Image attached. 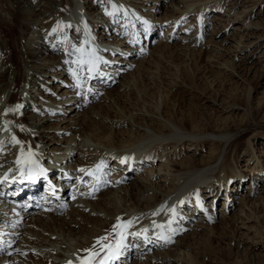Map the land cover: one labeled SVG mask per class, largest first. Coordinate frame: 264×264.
<instances>
[{"label":"bare ground","instance_id":"1","mask_svg":"<svg viewBox=\"0 0 264 264\" xmlns=\"http://www.w3.org/2000/svg\"><path fill=\"white\" fill-rule=\"evenodd\" d=\"M20 1L21 17L10 6L11 20L4 17L2 32H12L13 45L0 43V264H81L85 249L99 253L92 260L99 264L106 250L98 251L97 238L107 236L103 244L110 243L117 218L121 224L132 221L127 233L137 235H126V247L109 264H128L131 258V264H169L172 255L185 259L183 264H195L194 255L218 258L219 225L209 224L211 216H198L223 198L222 217L235 209L228 226L245 224L247 201L234 198L237 185L248 179L236 169L237 150L244 145L254 156L250 170L262 180L264 165L254 151L260 136L252 132L228 141V127L213 126L204 111L198 121L193 111L177 114L162 100L128 102L126 110L114 103L132 92L139 96L136 82L143 76L154 79L152 87L177 86L157 62L171 48L192 60L202 11L189 0L163 2L171 4L169 24L153 45L154 27L163 22L155 18L160 3L150 13L143 10L153 8L150 0ZM176 28L182 34L173 46ZM199 58L192 76H204L209 90L213 72ZM165 77L170 79L161 80ZM239 107L230 103L222 109L232 113ZM205 146L210 155H188V148ZM142 169L145 176L135 175ZM200 241L209 253L196 249ZM177 256L171 264H182Z\"/></svg>","mask_w":264,"mask_h":264},{"label":"rangeland","instance_id":"2","mask_svg":"<svg viewBox=\"0 0 264 264\" xmlns=\"http://www.w3.org/2000/svg\"><path fill=\"white\" fill-rule=\"evenodd\" d=\"M127 1H129L126 2L128 4L134 2L133 0ZM165 1L150 0L148 7L153 8L143 9L151 13L159 3L162 6L161 10L158 13L156 12L157 14L155 16V18L163 19V22L154 27V35L155 39H157L154 43H151L153 45L158 44L159 36L169 24L165 18L168 16V13H171V4L168 2V5H166L163 3ZM173 1L178 4L177 0ZM189 1L194 9L199 10L198 12L202 11L201 15L203 16V30L200 28L196 31L199 39L195 44V49L190 51L192 60L183 57L179 53L183 52L182 50L175 51L176 49L171 48L164 50L162 57L157 62L161 70L169 69L171 74H168V76L177 79V86H168L161 83V88L158 85L152 87V84L149 82L154 79L143 76L142 79L136 82L139 96L132 92L128 97H124V102L120 99H115L114 103H117L126 110L128 102L134 104L142 99L154 104L155 102L160 103L162 100L163 103L170 104H168L169 111L174 106L177 114L182 112L188 113L190 110L193 111L197 115L196 119L198 121L202 118L203 113L201 112L204 111L213 126L222 127V131H224V125L228 127V141L256 132L257 136L260 137H255L254 139V151L264 165V0ZM18 4L22 6L20 0H0V43L4 39L12 40L11 31L8 30V33L2 32L6 29L4 17L8 15L9 6L16 12L18 17H21V10L17 7ZM242 12L245 14L244 20H247V23H242ZM191 16H193L192 13L187 15L179 26L181 27L187 20L191 19ZM7 17L8 20H11L9 16ZM179 26L178 28H180ZM178 28H176L175 35L172 38L171 43L173 46L179 42L177 35L182 34ZM173 29H175V26ZM241 34L244 35L240 43L242 48L236 50L235 44L239 41L238 39H240ZM11 43L13 45V41ZM145 48H147V43ZM199 56L203 59L204 67L207 65L209 70L213 72L214 83L209 90L206 87V79H204V76L197 75V79L192 76V72L195 70L194 65L200 59ZM175 67L178 70L174 71ZM170 78L165 77L161 80L168 81ZM114 84L115 87L118 82ZM200 93L205 94V96H200ZM215 96L216 98H221L213 102ZM198 102L204 104L203 110L196 108ZM230 103H236L240 107L232 113L222 109ZM191 125L194 126V124ZM122 128H127V126ZM189 129L191 130L192 127ZM226 141L223 144L224 148H226ZM191 148L187 149L189 152L188 155L196 159H200L201 156L206 157L211 153L209 146L202 147L200 150L198 148ZM179 151L181 150L179 149ZM237 152L239 154V160L238 168L236 169L242 170L248 178L242 181L239 186L237 185L238 190L234 195L235 200L238 202L247 201V205H245L246 210L243 213L245 224L238 225V228L233 226L234 229L228 226L227 220L233 217L235 209H231L233 212L230 210L227 214V219L222 217L223 214L219 210L222 208L221 202L223 198H220L212 209L211 207L207 208L208 212L201 211L198 220H205L206 217L211 216L212 220H209V224L217 223L219 225L217 228L219 229L218 232L221 241L214 243L218 247L214 250L217 251L218 258L212 257L211 255L204 258L199 255H194L191 257L195 264H198L200 260H204L203 264H264V238L260 235L264 234V185H261L264 184V175H262V180H259V177L257 178L256 175H253L255 171L250 170V168L254 167L255 161L253 162L252 160L254 156H250V153L247 154L244 145L238 147ZM109 162L113 163L114 161L110 160ZM158 164L159 162L154 164V169H158ZM21 165L24 166V164ZM145 172L142 169V172H135V175L145 176ZM191 223H195V221L188 222L189 225ZM190 231L191 228H188L184 233ZM119 232H121V229H117L116 232H111L108 235L109 242L113 245L119 239V236L116 234ZM123 233H127V229H123ZM110 236L112 237L110 238ZM198 237L200 240H203L204 236L200 235ZM136 241L134 240V242ZM104 242L106 240L101 241L97 245L98 251L102 249ZM204 244V241H200L197 243L196 249L199 252L209 253ZM147 252L153 253V250L149 248ZM210 254H213V251ZM176 256L172 255L169 264H171L173 259L177 261ZM177 258L179 259V256ZM133 260L134 258H131L128 264H131ZM179 261L182 264L185 263V259H179Z\"/></svg>","mask_w":264,"mask_h":264},{"label":"snow or ice","instance_id":"3","mask_svg":"<svg viewBox=\"0 0 264 264\" xmlns=\"http://www.w3.org/2000/svg\"><path fill=\"white\" fill-rule=\"evenodd\" d=\"M121 162L123 163L124 161ZM16 163L20 164L21 161L18 159ZM81 171L84 170L81 169ZM40 174L41 175L43 174V169L40 170ZM29 176L31 178V169H29ZM117 221H118L117 224L113 225V231L116 232L117 229H121V232L116 233L119 236V239L117 240L115 245L111 243L102 245V250H106V251L103 258L99 261V264H109L110 261L117 260L121 254V250L126 247L125 245L126 235H133V236L137 235V233H127V234L123 233V229L130 227L132 221H127L124 224H121L119 222V218H117ZM107 239H108L107 236L99 237L97 238V243H100L101 241H105ZM84 251L88 253V256L81 259V264H92V260L99 255V253L92 252L90 249H85ZM69 264H71V262H69Z\"/></svg>","mask_w":264,"mask_h":264}]
</instances>
